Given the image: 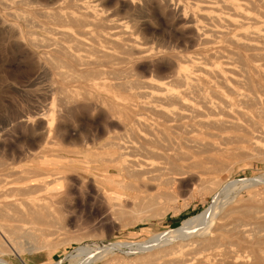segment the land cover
<instances>
[{
    "label": "rangeland",
    "instance_id": "obj_1",
    "mask_svg": "<svg viewBox=\"0 0 264 264\" xmlns=\"http://www.w3.org/2000/svg\"><path fill=\"white\" fill-rule=\"evenodd\" d=\"M19 1L0 0V205L3 202L11 201V199H17L20 207H26L27 204H37L36 206L40 210L35 213L30 212L23 218L14 212L3 217L5 218L2 219L3 224L24 226L25 230L28 229L27 232L31 233L33 237L18 236L15 238L20 245L18 246L11 240L9 242L7 240L9 234L0 229L2 230L0 231L2 247H0L2 251L0 264H167L170 254L176 252L178 246L176 243L182 239V236L178 234L167 237L166 234L179 228L185 219L197 215L209 207L217 195L222 194L223 191V194L219 195L221 197L218 196V201L220 205L224 204L222 207L225 206V208H223L222 213L226 215L219 219V214L218 219L215 220L216 225L223 224V229L231 230L232 228L233 230V227L235 229L245 219H249L251 222L249 224L250 229L247 226L246 231L249 237L253 238L260 233L257 228L264 230V127L254 126L251 123L253 120L250 121L248 117H240V122H242L235 127L230 124L221 125L218 131V126H216L215 129L212 128L216 133L213 131L212 133L218 134V136L207 137L219 146H224L222 148L225 150L221 154L224 156L223 159L226 160L227 158L226 165L223 167L225 169H222L224 172L219 170L213 174L217 175L216 182L204 181L205 184L203 182V185L202 182H198L195 176L187 174L179 182H176L177 190L173 194L171 192L172 195L169 194L172 197L163 196L164 198L159 199L161 203L157 201L152 204L147 203L148 200L146 199L142 202L143 206L141 205L142 200L135 195L136 191L118 188L114 185L116 169L114 168V151L112 150H114V142L119 140L118 138L114 139V136H119V141L121 139L122 141H130L133 139L132 135L134 137V134L127 132L128 129H124L122 124L126 117L122 111L123 107L119 108L121 105L118 104L128 100L124 99L122 95L119 96V92L131 94L129 100L131 102L136 101L137 104L151 100V97L143 92L149 91L143 86V81L158 80V77H160L159 80L162 77L170 80L179 69L182 70L191 65L185 57L195 56L194 50L210 45L207 42L205 44L204 39L212 37L208 32V35L205 34V22L200 11L196 9L197 6L191 3L192 0H92L104 16L109 14V19L123 21L127 30L134 33V37L141 46L143 44L148 49L149 47L153 49L144 54L140 52L138 54V51H135L137 56L125 45H114L115 56L123 58L125 64H122L121 61L120 64L117 60L121 59L114 56L112 63L116 64H114L116 70L111 74L107 69V60L110 59H101V63L97 66L104 70V73L95 74V76L91 73L87 75L82 71L80 72V68H82L80 66L73 67L62 64V60H67V58L58 55V53H53L51 51L52 46H45L46 38L51 36L50 30L47 32L46 29L53 28V25L57 27L58 24H54V19L43 15L42 11L52 10L61 0H31V2L29 1L31 4L29 2L24 3L25 6L23 3L20 5L21 2ZM196 3L197 5H205L200 1ZM26 5L30 7H26ZM68 8L70 9V7ZM34 9L36 11L38 9L40 12H34ZM32 15L33 17L30 19ZM40 22L41 24L44 23L41 25ZM101 27L98 26L97 29H103ZM117 35L118 39L123 37L122 34ZM201 42L203 44H200ZM35 43L38 45L36 46ZM117 51L122 53L119 54ZM128 51L130 53L127 59ZM245 52L249 54L251 51ZM115 59H117L116 62ZM53 61L54 64H52ZM255 61L264 63V59H259V61L256 59ZM57 62L61 69L64 68L63 70L59 68ZM134 62H136L135 66ZM102 63L105 64V68L101 65ZM68 67L70 70H67ZM65 69L67 71L66 76H64L66 74ZM61 75L63 79L70 76L66 79H69V82L63 80ZM261 76L264 75H259L260 78L257 76V79H261L259 80L260 86L263 87L260 88L264 90V77ZM240 79L239 87L241 86L243 89L242 85H246L243 82L245 78L241 77ZM120 83L124 84L122 85L123 88L118 85ZM132 85L135 89L131 88ZM140 87H143L142 90ZM246 88L247 85L244 89ZM205 89L203 90L205 94L210 96L211 90L206 87ZM89 95L92 97L97 95L93 99L98 102V105L84 101L85 96ZM140 96L142 100L137 98ZM68 98L70 100L72 98L71 102L75 103H69V107L64 112L62 106ZM60 102H63L62 105ZM115 102H117L119 109L114 107ZM158 102L155 101L153 104ZM132 106L134 107V104ZM109 107L121 111L111 115L112 110ZM137 109L140 113L136 111ZM147 110L134 107V111L140 114H136L137 116L154 118L159 121L156 117L157 111L155 113V110L151 109V113L154 111V114L151 115L149 114L150 109L148 110L149 113ZM239 126L241 128H238ZM181 127L184 128L179 126L177 131L181 132L182 135L184 131H181ZM172 129L175 130L176 128L172 127ZM141 130H138L139 133H149L148 135L152 133L149 129L147 131L141 128ZM184 130L188 131V128ZM238 137H242V140ZM229 138H233L232 141L235 138L237 140L232 142ZM222 140L232 142L227 144L230 143L228 141L225 144L223 141L228 148L234 146L233 149L228 151ZM225 151L227 154L224 153ZM232 151L235 153L236 160L228 162V159L232 160L231 157L235 159ZM231 152L233 154L230 156ZM56 177L58 180L55 181L54 178ZM27 180L32 182H50L51 180L50 186L55 187L54 191H58L59 194L51 195L52 198L50 195H45L43 191H37L29 197L16 195L13 188L22 185V182ZM244 180L246 181L244 182ZM232 181L233 184L229 186L231 189H228L230 192L223 190L224 186ZM170 184L164 186L168 187ZM205 185L211 188L207 189ZM141 189L144 190L145 188ZM147 191L151 193L149 192L151 189ZM164 195L167 196L166 193ZM222 197L224 201H222ZM232 197L235 199L232 200ZM229 200L230 202L232 200V203ZM214 209L217 211V208ZM244 213L249 214V218H246ZM233 222L238 223L234 225ZM251 232L252 234H250ZM184 242L187 243L188 241L184 240L182 243Z\"/></svg>",
    "mask_w": 264,
    "mask_h": 264
},
{
    "label": "bare ground",
    "instance_id": "obj_2",
    "mask_svg": "<svg viewBox=\"0 0 264 264\" xmlns=\"http://www.w3.org/2000/svg\"><path fill=\"white\" fill-rule=\"evenodd\" d=\"M29 1L31 2V0H20L19 2H21L20 5H22L23 3V6H25L24 3L26 4ZM93 1L92 0H61L59 1L58 5H56L52 10L42 11L43 15L45 14L48 17L54 19V24L56 25L58 24L57 27L56 26L54 27L53 25V28H50V29H46L44 27V29H46L47 32L50 30L49 34H51V36L47 37L46 40L45 39L44 40H45V46H52L51 51L53 53H58V55H62L63 57L67 58V60H62V64L70 65L73 67L80 66L82 67L80 68V72L82 71L87 75L91 73V74H94L95 76V74L104 73V70L98 67L99 66L98 64L101 63V59H104V60L105 58L110 59V60H107L108 61L107 69L108 71H110V73L116 70V68H114L116 64L112 63V61H114L112 59H114V56H115V52H114L115 46L114 45L116 46L118 44L125 45L130 51L131 50L134 51V55L136 54L137 56L139 52L141 54L142 53L144 54L148 52L150 49H152L151 47H149L148 49V47L144 46L143 44L141 46V44L138 42L136 37H134L133 35L134 33H131L130 31L127 30V27L123 21L111 20L112 18L109 19L108 17L110 16L109 14L108 16H104L101 12H99L101 10L97 9V6L96 4H94ZM197 1H200L204 3L205 5H197L196 3ZM30 2L29 4H31ZM191 3L197 6L196 9L200 11L201 17L205 22L204 23L205 24L204 29H206L205 34L208 32L211 35L210 37H212V38L204 39L205 44L207 42V44L210 43V45L199 47L196 50H194L195 56L193 55L191 57H185L186 61L190 62L191 64L189 65L190 68L185 67L182 70L180 69L179 71L177 70L178 72L176 73L173 72L174 73L173 77L169 75L172 77L170 78V80H167L166 78L165 80L163 79V77L159 80L160 77H158V80L148 79V80L143 81L142 82L143 86H145V88H148L149 90V91H143V92L147 94L148 96H150L151 100L142 101L140 102L141 104L139 103L137 104L135 103L136 101L131 102L129 100V97L131 96V94L129 93L125 94L124 92H121V91L119 92L120 93L119 96L122 95L124 99L128 100L125 103L118 104V105H121L119 108L123 107L122 111L124 112V115H125L123 116L126 117L123 120L122 124L125 127L124 129L129 130V131L127 130V132H131L132 134H134V137L132 135L133 139H130V141H122V139L121 141H119L120 137L114 136V139L115 138L119 139L117 142H114V150H112L114 151V168L116 169L114 172V185L115 187H118V188L120 187V188H124L128 190L136 191L137 193H135V195L137 198H140V200H142L141 201L142 206H143L142 202H144L146 199L148 200V202L146 201L147 203L152 204L154 202L159 201V199H162L164 197H170L175 192V190H177L176 185H175L176 182L177 181L179 182L181 178L187 176V174L195 176L198 182L200 183L202 182L201 184H203L204 181H208L210 183H214L217 181V175H213V174L216 172H219V170H222L223 167H225L227 158L226 160L223 159L224 156L221 154L225 150L222 148L223 145L219 146L217 143H215V141L213 142L212 140L210 141L209 139H207V137H210V136L212 137V135L213 136L215 135L212 133L213 131L212 128L215 129L216 126H218L217 128L219 131L220 130L219 128L221 127V125H226V124L234 125L235 127V125H240V123L242 122V121L240 122L241 120L240 117H243V118L248 117L250 121L253 120L251 123L254 126L264 127V123H262V120H264V94H262L264 93V90L261 89L263 86L262 87L260 86L261 84L259 80L261 79L259 80L257 79V76L259 77V75H264V63H258L255 61L256 59H258V61L259 59L260 60L264 59V46H263L264 45V0H192ZM26 7H30V6L26 5ZM68 7H70V9ZM35 11L36 9H34V12ZM40 11H38L37 9L36 12H40ZM32 17L33 15L30 17V19ZM44 21L46 20L44 19ZM43 23L44 22H42V24ZM98 26L99 27L102 26L103 29L98 30L97 29ZM115 29L117 31H114ZM201 32L203 31L201 30ZM208 33L206 35H208ZM117 34L119 35L122 34L123 37L118 39ZM139 41L141 40L139 39ZM204 41L202 42L204 43ZM202 42L200 44H203ZM144 43L146 44L145 41ZM197 46H200V45H197ZM44 48H47V47H44ZM117 50H119V48ZM121 51L124 52L123 50ZM121 51L120 53L118 51L117 52L121 54L122 53ZM125 51H127V49H125ZM130 51H128L127 56L126 54H123L126 56L127 59H128V54L130 53ZM135 51H138V54L137 52L135 53ZM245 51L247 52L251 51L252 53L250 52L251 55H249L250 53L247 54ZM131 54L133 56L132 52ZM62 56L60 57L62 58ZM45 59L48 60V58H45ZM117 59H115V62ZM120 59L121 60H117V61H119V63L121 61L122 64H125V61L123 60V58H120ZM136 59L135 61H137ZM147 59L149 58L147 57ZM52 60H50V62H52ZM55 61H58V60H55ZM54 63L55 62L53 61L52 64ZM103 63L101 65H103ZM135 63L136 62H134V66H135ZM57 65H58V62H57ZM104 65H103V68H105ZM60 67L61 66H59V68ZM63 69L64 68H62L61 70ZM67 70H70L69 67L67 68ZM72 71H76V70H72ZM65 73L66 74H64V76L67 75V71ZM69 77H66V79ZM241 77L245 78L243 82H245L247 85L246 89H244L246 85H242L243 89H241V86L239 87V84L241 83V79H240ZM61 78H62V75H61ZM66 79L64 77L63 80H66ZM216 79L217 81H215ZM68 80H66L67 83L69 82ZM72 80L74 81V79ZM75 80L77 81V79ZM263 83H264V80H263ZM118 85L119 86L121 85L122 87V85L124 84L120 83ZM126 87H128V85ZM205 87L211 90L212 94L210 96L206 95L207 93L205 94V91H203ZM131 88L135 89L134 86ZM140 88L142 90L143 87H140ZM136 89L138 90V87ZM88 92H91V91H88ZM208 92L210 94V91ZM139 93H142V91H139ZM134 94L139 95L137 93H134ZM90 95L85 96L84 101H87L88 103H92L94 105H98V102L94 100L97 95L95 97L93 96L94 99ZM141 96H144V94H141ZM141 96L137 98L140 99ZM72 97L74 98V96ZM117 97H116V100L118 99ZM68 99H66L64 103L60 102L61 105L63 103L62 107H64V112L67 110V107H69L68 106L70 105L69 103H72L71 100H73L72 98L71 100L70 99L68 100ZM155 101H159V102L156 104H153ZM132 104H134V107L136 108L137 107L143 108V110L150 109L149 110L150 113L148 110L147 111L151 115L154 114L153 113L154 111H152L151 113V109L155 110V113L157 111L156 117L159 119V121L154 118L150 119L146 117L147 118L146 119L144 116L143 117L137 116L136 114L138 113H136V111H138V109L134 111V107L132 106ZM114 107L119 109L117 107V102L114 103ZM110 108L112 110V112H110L111 115H114L115 112H116L115 114H117V112L121 111V110H116V108L113 109L112 107H109V109ZM49 117H52V116H49ZM23 119H26V118H23ZM51 119H50V122H51ZM179 126L184 127V128L181 127L182 129L181 128L180 129L182 132L184 131L185 135H183L184 133L181 135L180 134L181 132L177 131ZM172 127L176 129L174 130L172 129ZM141 128L143 130L149 129L152 131V133L150 135H148L149 133L147 134H144L142 132L139 133L138 130L142 131ZM186 128H188V131L184 130ZM238 128H241V126H239ZM143 132H146V131H143ZM213 132L216 133L215 131ZM216 135L218 136V134ZM216 135L215 137H217ZM238 138L239 139L241 138L242 140V137H238ZM231 139L230 141H232ZM224 140H222V143ZM228 141L227 140L224 141L225 144ZM232 142L227 143V144H231ZM226 147L228 151H231L234 146L230 148H228V146ZM234 151L237 152L236 149H234ZM232 152L230 156L234 153ZM224 153L227 154L226 151ZM233 155L235 156V153ZM237 157L239 158V156ZM231 159L232 160L228 159L229 160L228 162H231V161L233 162V160H236V156H235V159H233V157H231ZM57 178L58 177L54 178L55 181ZM245 181L246 180H244V182ZM30 182L32 181L27 180V181L22 182V185H18L14 187L13 190L16 191V195L20 194V195L29 197L31 194L36 193L37 191H43L45 195H50V196L59 194L58 191L57 192L54 191L55 187L50 186L51 180L50 182L49 181H34L32 183ZM168 183L169 184L171 183L172 185L170 184V186L165 187L164 185ZM231 184H233V181L226 184L223 190L231 189L229 187ZM206 185L208 186V184ZM141 188H145V189L143 190ZM208 188H211V187L209 186L207 187V189ZM148 189H151V191H149L151 193H148L147 191ZM228 191L230 192V190ZM165 193L167 196L164 195ZM169 194L171 195L169 196ZM222 194H219V195H222ZM219 195H217L216 199L212 202V204L209 207H207L206 209H204L202 212L198 213L197 215H194V216H191L185 219L183 224L179 228L166 234L167 237L169 235L177 236L178 234L182 236V239L180 238L181 240L176 243L178 245V246L176 245L177 246L176 252L170 254V258L167 264H197V263H201V264H264V230L263 228L262 230L261 228H257L259 229L260 233L258 234L257 233L258 231L256 230L257 231L256 234L258 235L255 237H253L254 235H250L252 234L251 232L249 234L250 236L253 237L251 238L247 235L248 232L246 233L247 226L249 227V224H251L249 219H245L239 227L235 229L233 227V230L232 228L231 230H225L223 229V224L221 225L215 224V220L218 219L217 217L219 214H220L219 219L220 218L222 219L226 215L225 213H224L225 215H223L222 213L223 208H225V206L222 207L224 205L223 204L224 202L223 203L221 202L223 205L219 204V201H218ZM225 196L224 198H226ZM227 196L229 195L227 194ZM233 198L234 197H232V200ZM167 199H170V198H167ZM232 200L231 202L229 200V202L232 203ZM222 201H224V199ZM36 205L27 204L25 205L26 207H23V206L20 207V204H18L17 199H13V200L11 199V201L3 202L0 205V229H2L3 231L9 234V237H8L9 239L7 238L9 242L11 240L15 242L16 245L20 246L19 243L16 242L15 238H18V236H23V235L32 236V234L27 232L28 229L25 230L26 228L24 226H21V225L16 226L14 224H12V226H9L7 223H6L7 225L5 223L3 224L2 219H5L3 217L5 216L7 217V215L9 216L11 214V212H14L18 216L20 217L22 216L23 218L24 215L29 214L30 212L35 213L36 211L40 210L38 209V206ZM214 208H217V211ZM219 211L222 213V215L221 213H218ZM244 216L246 218H249L248 217L249 214H245ZM237 223L233 222L232 224L235 225ZM7 226H9L10 228L9 227L7 228ZM253 229H256V228H253ZM184 240H187L188 242L187 243L184 242L185 244L182 243ZM0 247H1V243H0ZM1 252L2 251L0 250V253Z\"/></svg>",
    "mask_w": 264,
    "mask_h": 264
}]
</instances>
